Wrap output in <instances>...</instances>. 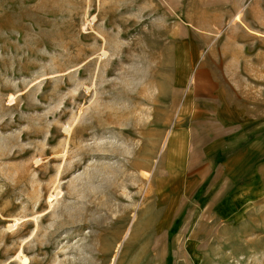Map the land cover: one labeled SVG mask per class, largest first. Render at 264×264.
Masks as SVG:
<instances>
[{
    "label": "rangeland",
    "instance_id": "obj_1",
    "mask_svg": "<svg viewBox=\"0 0 264 264\" xmlns=\"http://www.w3.org/2000/svg\"><path fill=\"white\" fill-rule=\"evenodd\" d=\"M202 67L264 114V0H0V264H168L146 206ZM233 223L199 264H264V199Z\"/></svg>",
    "mask_w": 264,
    "mask_h": 264
},
{
    "label": "crops",
    "instance_id": "obj_2",
    "mask_svg": "<svg viewBox=\"0 0 264 264\" xmlns=\"http://www.w3.org/2000/svg\"><path fill=\"white\" fill-rule=\"evenodd\" d=\"M196 81L165 137L146 206L167 237L168 264L209 258L216 238L264 199V114L212 86L203 67Z\"/></svg>",
    "mask_w": 264,
    "mask_h": 264
},
{
    "label": "bare ground",
    "instance_id": "obj_3",
    "mask_svg": "<svg viewBox=\"0 0 264 264\" xmlns=\"http://www.w3.org/2000/svg\"><path fill=\"white\" fill-rule=\"evenodd\" d=\"M236 20H239L240 21V15H237L236 17ZM244 25V24H243ZM68 131V130H67ZM27 258L26 257H23V261L27 262Z\"/></svg>",
    "mask_w": 264,
    "mask_h": 264
}]
</instances>
